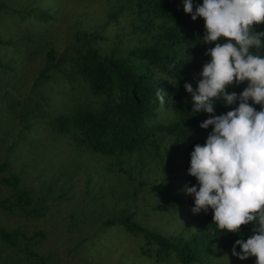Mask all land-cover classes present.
<instances>
[{
    "label": "trees",
    "instance_id": "obj_1",
    "mask_svg": "<svg viewBox=\"0 0 264 264\" xmlns=\"http://www.w3.org/2000/svg\"><path fill=\"white\" fill-rule=\"evenodd\" d=\"M111 1L115 5L107 24L119 26L122 24L120 19L124 17L137 34L134 46L127 55L116 58L113 54H103L92 44L94 40L103 39L101 34L91 37L89 32L79 33L78 44L66 47L59 55L53 49L47 53V60L39 71L29 99H35L34 96L39 95L49 83L69 89L61 100L78 95L90 98V107L81 106L69 116L61 115L52 121L45 118V122L56 124L59 131L68 135L85 154L117 158L115 164L120 167L129 157L143 153L149 147L157 152L156 132L172 138L175 147L172 150L174 161L169 166V180L155 188L153 196L161 204L193 209L194 197L186 192L188 187H198L196 178L188 174L191 153L196 145L206 143L213 129L211 126L208 129L200 127L209 114L193 112L191 97L184 84L190 83L194 90L198 87L203 66L211 60L206 53L215 45L203 44L205 21L203 18L193 21L184 11L183 0ZM193 3L195 9V5H202L203 0H193ZM4 9L13 11L17 20L14 27L17 29V24H45L49 19L55 20L44 13L36 14L35 8L20 11L0 5V11ZM54 28L55 25H52L51 29ZM256 30L264 31V25H257ZM82 36L86 40L83 43L80 42ZM2 38L0 34V46L13 45L12 41ZM256 54L264 55V51ZM0 67L7 68L1 60ZM247 87L248 83L245 82L229 86L227 91L239 95ZM161 88L165 95L163 106L156 95ZM7 100L11 101V107L15 105L14 96L10 93L0 98V101ZM249 103L257 111L260 110V105L252 101ZM238 106V101L232 106L218 101L215 115L226 114ZM161 110L172 115L169 123H158ZM13 149L14 144L10 150ZM138 165L145 166V159L140 158ZM6 166V163L0 166V173L6 170ZM0 183L9 188V194L12 192L0 200V210L10 215H15L17 210L36 217L41 215V210L34 205L32 191L22 187L19 175L2 177ZM137 214L131 207L121 209L118 215L106 220L93 238L104 240L110 233H124L128 239H141L139 253L154 262L207 264L215 255L233 248L238 239L246 241L253 235V224L242 226L239 233L218 229L213 224V210L209 209L199 218L190 239H171L140 225ZM43 237L41 233L29 237L22 230L0 227V248L6 247L8 251L0 264H54L52 257L48 258L32 249ZM89 248L93 254L92 246ZM236 250L242 251L239 247Z\"/></svg>",
    "mask_w": 264,
    "mask_h": 264
},
{
    "label": "rangeland",
    "instance_id": "obj_2",
    "mask_svg": "<svg viewBox=\"0 0 264 264\" xmlns=\"http://www.w3.org/2000/svg\"><path fill=\"white\" fill-rule=\"evenodd\" d=\"M2 4L20 11L35 8L36 14L55 20L17 24V29L13 11H0L1 37L13 44L0 46L1 63L7 66L0 67V98L10 93L16 101L13 107L10 100L0 101V166L7 164L0 179L19 175L22 187L32 191L34 205L41 210L37 217L21 210L15 215L0 210V227L22 230L29 237L43 234V240L32 249L52 257L54 264H178L157 263L141 256V239H128L124 233H110L104 240L93 238L109 217L131 207L138 213L139 224L148 230L171 239H190L205 213L161 204L153 196L155 188L169 180L173 139L156 132L157 152L149 147L120 167L115 164L117 158L85 154L56 124L45 122V118L52 121L81 106L90 107V98L78 95L61 100L69 89L49 83L35 99H29L50 50L59 55L66 47L78 44L79 33L89 32L91 37L103 36L92 42L103 54L125 57L137 39L130 21L123 17L119 26L107 24L115 5L111 0H0ZM51 24L55 25L53 30ZM85 41L82 36L80 42ZM165 112L161 110L159 124L171 121L172 115ZM140 158L145 159V166L138 165ZM9 191L0 183V200L10 196ZM5 249L0 248V260L8 254ZM232 249L215 255L207 264H256L255 257L240 260L232 255Z\"/></svg>",
    "mask_w": 264,
    "mask_h": 264
},
{
    "label": "clouds",
    "instance_id": "obj_3",
    "mask_svg": "<svg viewBox=\"0 0 264 264\" xmlns=\"http://www.w3.org/2000/svg\"><path fill=\"white\" fill-rule=\"evenodd\" d=\"M184 11L193 21L203 18L206 34L203 44H214L206 55L210 62L203 66L202 79L194 90L184 88L191 97L194 113H207L200 124L212 127L206 143L196 145L191 153L188 174L197 186L186 189L194 197V214L213 210L218 229L239 233L242 226L253 224V235L238 239L232 255L240 260L256 258L264 264V0H183ZM247 82L239 95L228 93L232 85ZM157 98L164 105V90ZM218 101L226 106H239L223 115H215ZM260 105V110L250 105ZM239 247L242 251L237 252Z\"/></svg>",
    "mask_w": 264,
    "mask_h": 264
}]
</instances>
